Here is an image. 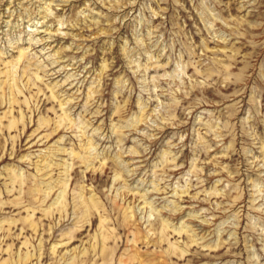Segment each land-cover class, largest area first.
I'll return each instance as SVG.
<instances>
[{
  "label": "rangeland",
  "instance_id": "1",
  "mask_svg": "<svg viewBox=\"0 0 264 264\" xmlns=\"http://www.w3.org/2000/svg\"><path fill=\"white\" fill-rule=\"evenodd\" d=\"M0 264H264V0H0Z\"/></svg>",
  "mask_w": 264,
  "mask_h": 264
}]
</instances>
